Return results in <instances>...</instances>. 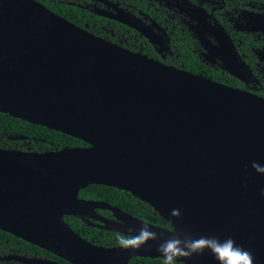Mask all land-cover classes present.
Returning <instances> with one entry per match:
<instances>
[{
    "label": "water",
    "instance_id": "obj_1",
    "mask_svg": "<svg viewBox=\"0 0 264 264\" xmlns=\"http://www.w3.org/2000/svg\"><path fill=\"white\" fill-rule=\"evenodd\" d=\"M0 113L87 144L0 149V231L70 264H129L163 259L156 248L179 209L176 228L231 237L264 264V173L251 167L264 166L263 98L130 53L34 0H0ZM90 185L148 201L170 229L80 199ZM95 209L118 218L104 229L131 236L148 224L160 240L139 250L91 245L63 217ZM186 264L218 262L206 253Z\"/></svg>",
    "mask_w": 264,
    "mask_h": 264
},
{
    "label": "flooded vegetation",
    "instance_id": "obj_2",
    "mask_svg": "<svg viewBox=\"0 0 264 264\" xmlns=\"http://www.w3.org/2000/svg\"><path fill=\"white\" fill-rule=\"evenodd\" d=\"M34 1L130 53L212 81L215 77L222 80L217 83L264 99V0ZM127 193L153 210L148 201ZM65 217L79 222L81 234L70 228L91 245L121 249L122 234L104 229L105 222H118L112 212L95 209L88 217ZM42 261L70 264L12 235L0 234V264Z\"/></svg>",
    "mask_w": 264,
    "mask_h": 264
},
{
    "label": "trees",
    "instance_id": "obj_3",
    "mask_svg": "<svg viewBox=\"0 0 264 264\" xmlns=\"http://www.w3.org/2000/svg\"><path fill=\"white\" fill-rule=\"evenodd\" d=\"M212 79L217 82L222 81L215 77ZM86 145L87 144L84 142L70 136L0 113V149L45 152L66 148H80ZM78 197L86 200L106 202L146 223L170 229L167 222L147 204L139 202L122 190L103 185H90L82 189ZM64 221H66L75 232L81 234L83 228L80 227L77 220L73 217H65ZM0 234H5L10 237L9 234L2 231H0ZM29 246L33 248L31 245ZM129 264H163V259L134 258L130 260Z\"/></svg>",
    "mask_w": 264,
    "mask_h": 264
},
{
    "label": "clouds",
    "instance_id": "obj_4",
    "mask_svg": "<svg viewBox=\"0 0 264 264\" xmlns=\"http://www.w3.org/2000/svg\"><path fill=\"white\" fill-rule=\"evenodd\" d=\"M251 167L257 173H264V166L259 163L253 162ZM260 194L264 197V189H261ZM169 215V223L174 225L173 234L159 243L156 248L163 257V264H178L181 259L186 264L194 257H200L206 253L211 254L218 264H255L251 251L237 245L231 237L223 241L216 236L201 235L194 238L190 231L175 227L182 218L179 209H173ZM132 231L129 229V232ZM157 240H160L157 232L153 231L150 225L143 224L134 235H120L118 245L124 250H139L150 241Z\"/></svg>",
    "mask_w": 264,
    "mask_h": 264
}]
</instances>
